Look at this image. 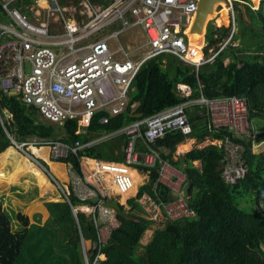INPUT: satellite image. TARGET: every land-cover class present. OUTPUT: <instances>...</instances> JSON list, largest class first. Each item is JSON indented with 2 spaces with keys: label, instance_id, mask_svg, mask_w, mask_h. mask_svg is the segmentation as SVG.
Masks as SVG:
<instances>
[{
  "label": "built area",
  "instance_id": "obj_1",
  "mask_svg": "<svg viewBox=\"0 0 264 264\" xmlns=\"http://www.w3.org/2000/svg\"><path fill=\"white\" fill-rule=\"evenodd\" d=\"M77 1L74 4L73 0L64 3L59 0H30L24 6L34 14V19H30L18 6L24 4V0H0V91L7 97L18 99L26 107L34 108L39 118L51 125L63 126L66 121L75 120V135L86 133L93 114L97 112L106 114L100 119V124H107L111 118L126 112L132 82L145 61L170 55L195 70L214 63L222 52L236 46L233 40L237 34L236 4L252 9L242 0L219 2V8L222 6L226 10L227 25L224 27L229 29L228 38L208 50L204 41L198 50L188 39L197 0ZM66 3L70 4L68 8L64 7ZM215 13L219 15L218 9ZM133 28H140L145 39L138 43L134 40L120 42V35ZM134 53H138L137 57ZM176 88L183 95H190L186 86L177 85ZM193 105L206 107L209 129L211 126L227 128L235 136H251L253 139L257 135L247 119L246 99L237 96L201 97L175 105L86 144L79 141L68 144L58 139L40 140L36 136L17 141L7 132L13 147L47 175L48 170L28 153L29 148H47L49 157L56 160L65 159L70 154L77 156L82 149L92 148L120 135L127 138L122 163L80 156L81 177L71 165L66 164L69 192L55 182L72 214L79 212L90 216L96 229L97 242L88 251L85 241L81 240L83 264L107 262L104 234L112 233L119 220L113 209L104 206L105 201L111 200L105 183H112L120 196L126 194L133 187L131 166L146 169L159 166L158 181L167 186L173 196V200L164 205L153 201V219L160 216L165 221L177 222L197 217L189 205L184 182L172 181L175 177L173 168L161 161L152 148L156 140L167 133L179 131L187 137L193 134L187 113ZM3 114L6 119L10 117L7 112ZM139 141H143L149 150L142 159L135 150ZM220 147H224L227 154L222 178L226 184L234 185L245 177L246 169L241 163L232 164L228 153L233 155L242 150L227 138L220 141ZM70 194L82 203L72 206L68 198Z\"/></svg>",
  "mask_w": 264,
  "mask_h": 264
},
{
  "label": "trees",
  "instance_id": "obj_2",
  "mask_svg": "<svg viewBox=\"0 0 264 264\" xmlns=\"http://www.w3.org/2000/svg\"><path fill=\"white\" fill-rule=\"evenodd\" d=\"M64 1L59 0L60 3ZM249 1L256 6L260 0ZM77 2L73 0L74 4ZM29 3L30 0H24V4L18 5L23 13H29L24 7ZM244 7L250 24L245 17H241L237 7L241 19V39L236 35L233 40H240L239 46L228 48L214 63L198 70L170 55L145 61L132 82L126 112L111 118L107 124L99 122L106 115L104 112L93 114L85 134L75 135V120H68L63 126L51 125L41 120L34 108L26 107L18 99L7 97L0 91V155L13 147L7 132L17 141L36 136L40 140L58 139L68 144L74 141L86 144L133 121L144 120L164 109L201 97L217 99L237 96L246 99L249 124L254 132L262 131L254 139L251 136H235L227 128L211 126L205 130L210 126L207 109L193 105L187 109L193 128L190 137L174 131L156 140L152 148L161 161L186 177L189 205L197 217L177 222L166 221L163 227L153 232L151 241L142 247L140 241L146 230L145 225L141 221L117 216L120 225L112 231L104 249L107 256L105 264H264V211L246 213L238 208L240 203L237 204L245 197L257 198L259 185L264 180V154L256 155L253 152L255 142H264V0L259 2L257 10ZM225 25L227 16L216 28L210 27L204 38L206 50L228 38L229 29L221 27ZM254 25L259 26L263 33L255 31ZM202 36L189 37L194 38L201 47ZM177 85L186 86L190 95H183L176 88ZM131 105L134 106L131 108ZM3 112L10 117L6 119ZM136 113L142 117H129ZM188 138H195L199 144L207 138L217 141L227 138L232 145L239 146L242 149L240 163L246 169L245 177L234 185L224 182L222 171H219V167L226 162L224 147L194 149L184 157L175 158L177 146L184 144ZM126 145L127 138L120 135L92 148L82 149L77 156L70 154L65 159L53 161L71 165L81 177L80 156L122 163ZM187 149L189 147H182L180 151ZM135 150L141 159L149 151L143 141L138 142ZM197 162L201 164L200 169L194 165ZM134 168L146 173L149 182L139 188L136 197L128 200L130 207L139 206L138 201L143 195L149 196L158 205L173 200L169 188L158 181L159 166L153 169ZM108 187L112 193H119L114 187ZM122 196L124 202L128 194ZM68 198L72 206L82 203L71 194ZM44 209L48 214L44 223H40L39 219L30 223L26 216L17 213L15 219L21 230L13 231L11 220L0 202V264H83L81 240L91 245L97 242V232L90 216L77 212L73 217L63 195L57 202H44ZM168 224L175 226L179 238L166 232ZM140 249L142 251L139 253Z\"/></svg>",
  "mask_w": 264,
  "mask_h": 264
},
{
  "label": "rangeland",
  "instance_id": "obj_3",
  "mask_svg": "<svg viewBox=\"0 0 264 264\" xmlns=\"http://www.w3.org/2000/svg\"><path fill=\"white\" fill-rule=\"evenodd\" d=\"M260 1L257 2L256 6H254L253 4H251V2L249 0H247V5L251 6L253 10H257L259 7ZM68 5H70V4L66 3L64 6L67 7ZM220 13H219V15H216V13H215V16L209 18L208 22L205 24V26H204V28L200 34L204 35V33L206 31H208L210 29V27L216 28L217 26H219L222 23L225 15L222 12H220ZM27 14L29 15L30 19H34L33 18L34 14L32 12H29ZM235 16H236V25H237V34L236 35L239 39H241V26H240L241 24H240V21H238L239 20L238 12ZM248 24H250V22H248ZM254 28H255V31L259 32V34L263 33V30L259 26L254 25ZM188 35L193 36L195 34L190 33ZM197 35H199V34H197ZM144 39H145V36L143 34V31L140 28H133L130 31L120 35V37H119V41L124 42V43L128 42L129 40L130 41L134 40L136 43H138ZM189 40H190V43L192 45L196 46L199 50L200 46L197 45V43H196L197 41H195L194 38L193 39L189 38ZM202 40H203L202 41V44H203L205 40L204 39H202ZM260 40H262V39H260ZM262 42H263V40H262ZM235 45L239 46L240 40L236 41ZM137 55H138V53L137 54L134 53V57H137ZM226 63H228V60L226 61ZM38 150H41V151H38ZM27 151L30 155H32L35 158V160L37 159L48 170L49 175L52 176L53 179L49 175H47L39 166H37L32 160L27 159L25 156L20 154L14 147H12V149L9 150L7 158H5V156H3L0 159V162L4 158L7 159V162H6L7 165H6V168L4 170L3 176H4V174L7 175L9 173H10V175H16V174H18L19 171H23L26 168H35L47 179V182L50 185H53V187H51V191L49 192L51 197L60 198L59 197L60 192H59V189H58L57 185L55 184V182H57V184L60 183L63 189L68 190V177H67L68 175L66 173V168L62 164H59L58 162L53 161V159H51L49 157V150L47 148H43V149L29 148ZM239 152L240 151H238L236 154H233V155L228 153V156L232 157V160H231L232 164L239 165V163H240V153ZM253 152L256 155L257 154H264V142H255V144L253 145ZM131 168H134V167L131 166ZM14 169H16L15 172L13 171ZM136 174L138 175V173H136ZM36 175L38 176L37 173H36ZM25 179L29 180L32 183L35 181V178L31 174L24 173V176L22 177L21 180H19L17 185H15V183H13V185H14L13 186V192L9 195V197L5 195V191L3 190L4 186L0 185V189H1V191H0V202L2 203V206H3L4 210L6 211V214L8 215V217L11 220V228L13 231L21 230L20 224L15 219V215L17 213H21L24 216L26 215L27 217H29L30 221H33L32 215H34L36 213L41 214V217L43 216L44 219L47 215L46 211L43 208V205H38L37 208L32 207L30 199H32L36 195V190H35L36 185L34 183L32 184L31 189L26 190L24 197L21 199V203H19V201L17 202V199L20 197V194L18 195V193H15V191L18 190L19 192H23L26 189L25 183H24ZM43 184H44V181H43ZM105 185L107 186L108 192H110V190L108 188V183H105ZM185 189L188 190L187 187H185ZM137 190H138V188H137ZM135 194H137V192ZM135 194L129 196L127 199L134 198ZM110 197L117 198V196H110ZM53 198H49V200H51ZM122 199H124V196H122L121 201H122ZM245 201H247V203H245ZM125 202H126V199L124 200L123 204H125ZM237 204H239L238 208L240 210L246 212V213H249L252 210H255L256 212H259V213H262L264 211V203L259 201L258 197L257 198L245 197L243 200H239L237 202ZM34 210H37V212ZM125 210L129 214L133 215L134 217H137L136 219L141 221L142 224L145 225L146 231H148V232H154L156 229L163 227V225L165 223V220H163V218H161L160 216H158L157 219H153L154 218L153 207L146 200H144L142 203H139L138 207L131 208V209H128L127 207H125ZM30 217H31V219H30ZM88 248H89V246L87 244L86 245L87 251H88Z\"/></svg>",
  "mask_w": 264,
  "mask_h": 264
},
{
  "label": "crops",
  "instance_id": "obj_4",
  "mask_svg": "<svg viewBox=\"0 0 264 264\" xmlns=\"http://www.w3.org/2000/svg\"><path fill=\"white\" fill-rule=\"evenodd\" d=\"M98 1L99 0H94V2H98ZM240 15H242V14H240ZM241 17H244V15H242ZM239 20H241V19H239ZM208 129H209V127H207L205 130H208ZM210 146H218V147H220V141L212 140L210 138H207L204 142H202V144H199V142L195 138H188L184 142V144H182L180 146H177L176 152H175V158L184 157L186 154L190 153L194 149L202 150V149H205V148L210 147ZM182 147H189V149H187L186 151L182 152V151H180ZM10 149H12V148H10ZM9 150L6 153L0 155V159L3 156H5V158H7L8 157ZM5 158L3 160H1V162H0V185L4 186L3 190L5 191V195L6 196L9 197V195L13 192V186H14L13 183H15V185H17V183L19 182V180H21L22 177L24 176V173H29V174H31L35 178V181L33 183L36 185V188H35L36 195L32 199H30V202H31L33 208H37L38 205H43V208H44V202H57V201H59L61 199L62 193H61V190L59 188L58 189H59L60 194H61V196H59L60 198H53V197H51V195L49 194V192L51 191V187H53V185H50L47 182V179L38 170H36L35 168H26L23 171H19L18 174H16V175H10V173H9L7 175L4 174V176H3L4 170H5L6 165H7L6 164L7 159H5ZM59 164H62L65 168L67 167L66 164H63V163H59ZM194 165L197 168H199V169L201 168V164L199 162L195 163ZM130 170H131V172H132V174H133V176L135 178V181H134V186H133L132 190L127 193L128 194L127 198L129 196H131V195H134L136 192L138 194L139 188L149 182V177H148V175L146 173L140 171L139 169H135V168H130ZM13 171L15 172L16 169H14ZM135 172L138 173L139 176ZM36 173L38 174V176L36 175ZM173 173H174V175H175L176 178L174 177L172 181H177V182H181V183L184 182L183 183V188L184 189H185V187L188 188V184H187L186 177L180 171H177L174 168H173ZM43 181H44V184H43ZM24 183H25V188L26 189L23 192H19L18 190L15 191V193H18V195L20 194V197L17 199V202L19 201V203H21V199L24 197V194H25L26 190L31 189V186L33 184L32 182H30L27 179L24 180ZM59 185L61 186L60 183H59ZM109 185L112 186V187H114L112 185V183H110V182H109ZM137 188H138V190H137ZM63 190L65 192H69V182H68V190H65V189H63ZM0 191H1V189H0ZM185 191L188 193V196H189L188 190L185 189ZM110 192H111V196H117L116 199H118L123 204V202L121 201L122 195L120 196L119 193L118 194H114V193H112L111 190H110ZM137 194H135L134 197H136ZM49 198H53V199L49 200ZM127 198H126L125 204H123V207L124 208L127 207L128 209H131L133 207L128 206V200L129 199H127ZM109 199H115V198H112L111 197ZM144 200L148 201L150 203V205L153 203V201L147 195H143L142 198L139 200L140 202L139 201L138 202L139 203H142ZM34 211L37 212V210H34ZM46 213H47V211H46ZM47 216H48V214L46 215V217L44 219L43 216L41 217V214H39V213L37 214L36 213V214L32 215L33 221H30V220L29 221H30V223H33L35 219H39L40 220V223H44L45 220H46V218H47ZM27 218L29 219V217H27ZM135 218H137V217H135ZM161 218H163V217H161ZM30 219H31V217H30ZM163 220H165V219L163 218ZM136 221H139V220L136 219ZM119 225H120V222L118 221V223L116 224V226L114 227V229L115 228H118ZM152 234H153V232H148V231L145 230V233L142 236V239L140 241V245L142 247L146 246L151 241ZM104 235H105L106 241L108 242V240L110 238V235H111V232L110 233L109 232H105ZM87 244H88V246L90 248L91 247V244L85 242V245H87ZM141 251H142V249L139 250V253Z\"/></svg>",
  "mask_w": 264,
  "mask_h": 264
},
{
  "label": "water",
  "instance_id": "obj_5",
  "mask_svg": "<svg viewBox=\"0 0 264 264\" xmlns=\"http://www.w3.org/2000/svg\"><path fill=\"white\" fill-rule=\"evenodd\" d=\"M219 2H223V0H197V2H196L197 3V10L195 12L192 25L189 29V34L193 33V34L197 35V34L201 33L206 17L212 12V10H213V8H215V6H216L215 10L219 9V7H220V5H218ZM238 8L240 9L241 14L244 15L247 22H249V20L246 17L245 7L243 5H239ZM206 33H207V31L204 33L202 39L205 38ZM129 117L134 118V119H140L142 117V115L140 113H136V114L129 115ZM260 133H262V131L257 132V134H260ZM221 170H222V166L219 167V171H221ZM258 199H259V201L264 202V180L259 185ZM104 206H106L107 208L113 209V211L116 213L117 216H119L125 220L136 221V218L134 216L130 215L129 213H127L123 209V204L116 198L111 199L109 201H105ZM73 217H74V215H73ZM165 230H166V232L173 233L176 236V238H179V236H180L179 232H177V230L173 224H168L165 227Z\"/></svg>",
  "mask_w": 264,
  "mask_h": 264
},
{
  "label": "bare ground",
  "instance_id": "obj_6",
  "mask_svg": "<svg viewBox=\"0 0 264 264\" xmlns=\"http://www.w3.org/2000/svg\"><path fill=\"white\" fill-rule=\"evenodd\" d=\"M91 2H93V3H96V2H94V0H90ZM70 5H68L67 6V8L69 7ZM64 7H66V6H64ZM220 12H222L225 16H227V14H226V10L221 6V8H219L218 9V14L220 13ZM221 14V13H220ZM213 16H215V8H213V10H212V12L206 17V19H205V21H204V24H203V27H202V30H203V28H204V26H205V24L208 22V20H209V18L210 17H213ZM224 16V17H225ZM193 20H194V18H193ZM190 37H188V39H189ZM189 42H190V40H189ZM132 176H133V174H132ZM134 181H135V178H134V176H133V186H134ZM109 188V187H108ZM133 188V187H132ZM110 190V189H109ZM132 190V189H131ZM128 193V192H127ZM110 196H111V192H110Z\"/></svg>",
  "mask_w": 264,
  "mask_h": 264
},
{
  "label": "flooded vegetation",
  "instance_id": "obj_7",
  "mask_svg": "<svg viewBox=\"0 0 264 264\" xmlns=\"http://www.w3.org/2000/svg\"><path fill=\"white\" fill-rule=\"evenodd\" d=\"M238 12V11H237ZM239 14V13H238ZM239 19H240V16H239Z\"/></svg>",
  "mask_w": 264,
  "mask_h": 264
}]
</instances>
